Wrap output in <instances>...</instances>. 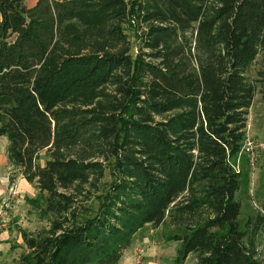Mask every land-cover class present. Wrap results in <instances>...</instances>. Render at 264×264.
Masks as SVG:
<instances>
[{"label":"trees","instance_id":"obj_1","mask_svg":"<svg viewBox=\"0 0 264 264\" xmlns=\"http://www.w3.org/2000/svg\"><path fill=\"white\" fill-rule=\"evenodd\" d=\"M0 15V136L51 219L22 264H119L166 223L179 263L262 264L237 193L264 0H0Z\"/></svg>","mask_w":264,"mask_h":264},{"label":"rangeland","instance_id":"obj_2","mask_svg":"<svg viewBox=\"0 0 264 264\" xmlns=\"http://www.w3.org/2000/svg\"><path fill=\"white\" fill-rule=\"evenodd\" d=\"M248 75L255 81L257 91L254 103L249 109L247 132L258 146L255 164H251L249 156L243 153L249 164L250 181L246 188L237 193V198L242 203L239 220L246 232L245 241L249 242L254 238L258 257L264 264V218H261L264 216V49L260 50ZM6 143L7 139L4 141L0 137V162L7 151ZM10 174L9 185L0 194V216L4 219L0 224V233L6 231L8 234V238H0V264H22L23 256L30 250L24 236L36 237L50 226L51 219L49 214L43 213L46 205L42 196L46 193H41L36 181H28L17 167L12 166ZM21 174L27 180L24 186L17 183ZM11 188L17 190L16 197H13ZM174 232L172 226L166 223L159 229L158 237L169 236ZM170 242L171 247L177 246L180 249V241ZM191 256L192 259L187 264H199L195 261L196 253H191Z\"/></svg>","mask_w":264,"mask_h":264},{"label":"crops","instance_id":"obj_3","mask_svg":"<svg viewBox=\"0 0 264 264\" xmlns=\"http://www.w3.org/2000/svg\"><path fill=\"white\" fill-rule=\"evenodd\" d=\"M38 0H30V2H26L27 6L32 7L37 3ZM1 16V15H0ZM2 139L7 137L0 136ZM8 142V139H7ZM8 147V143H6ZM7 150V149H6ZM12 170V166L8 162L7 151L0 162V194L3 193L7 186L10 183V172ZM22 174L18 177V184L24 186V183L27 181L24 177L22 178ZM161 228L153 227L151 225H147L141 231L137 233L135 239L131 246L125 251L123 258L119 262V264H134L135 263V250L139 245H143L146 248V256L144 258L143 264H187L190 259H192L191 254L187 256V258L179 263L178 262V249L177 246L171 247L170 240L168 236H163L161 238L158 237V231ZM7 232L0 233V238H8ZM196 262L198 258H195ZM195 262V263H196ZM199 263V262H198Z\"/></svg>","mask_w":264,"mask_h":264},{"label":"built area","instance_id":"obj_4","mask_svg":"<svg viewBox=\"0 0 264 264\" xmlns=\"http://www.w3.org/2000/svg\"><path fill=\"white\" fill-rule=\"evenodd\" d=\"M258 144L255 143L250 135H247L246 141L244 143V146L242 147V153H245L249 156L251 164H255L256 161V148ZM11 193L13 197H16L18 195L17 190L11 188ZM8 206V204H7ZM4 221L3 217L0 216V224ZM146 248L143 245H139L136 247L135 250V264H143L144 258L146 256Z\"/></svg>","mask_w":264,"mask_h":264},{"label":"bare ground","instance_id":"obj_5","mask_svg":"<svg viewBox=\"0 0 264 264\" xmlns=\"http://www.w3.org/2000/svg\"><path fill=\"white\" fill-rule=\"evenodd\" d=\"M247 135H248V132H246V137H245V140H244V142H243V146H244V143H245V141H246Z\"/></svg>","mask_w":264,"mask_h":264}]
</instances>
